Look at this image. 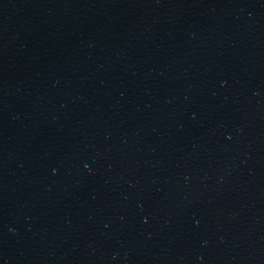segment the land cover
<instances>
[{
  "label": "water",
  "instance_id": "obj_1",
  "mask_svg": "<svg viewBox=\"0 0 264 264\" xmlns=\"http://www.w3.org/2000/svg\"><path fill=\"white\" fill-rule=\"evenodd\" d=\"M0 264H264V0H0Z\"/></svg>",
  "mask_w": 264,
  "mask_h": 264
}]
</instances>
